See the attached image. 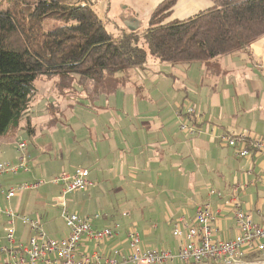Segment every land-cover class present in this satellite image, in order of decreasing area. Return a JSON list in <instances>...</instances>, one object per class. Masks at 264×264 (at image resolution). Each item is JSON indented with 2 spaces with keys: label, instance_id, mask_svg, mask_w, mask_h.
<instances>
[{
  "label": "crops",
  "instance_id": "0c3cea01",
  "mask_svg": "<svg viewBox=\"0 0 264 264\" xmlns=\"http://www.w3.org/2000/svg\"><path fill=\"white\" fill-rule=\"evenodd\" d=\"M95 1L93 8L96 11L100 8V0ZM162 1L127 0L124 9L131 13L122 19L120 29L130 31L131 28L138 31L140 18L146 19L147 26L150 14ZM211 6L209 0H178L168 21L187 19ZM100 11L98 12L102 15ZM209 65H182L184 67L179 71L185 78V85L196 87L193 98H190L186 87L179 94L172 86H160L158 77H153L156 75L153 71L150 84H145V80L133 81L135 79L132 78L135 77L132 73L130 82L119 85L114 95L100 96L90 107L93 111L84 108L96 121H90L87 117L81 119L84 133L73 135L74 141L88 144L86 147L89 150L86 149V153L92 155L89 172L95 185L93 188L99 184L118 187L121 200L125 203L131 200L134 203L138 196L137 204L133 205L130 212L116 214L117 218L100 214L102 220L94 223L97 229L120 225L119 234L99 247L100 255L108 256L113 249L126 252L125 232L129 228H135L139 232L144 248H153L154 244L160 246L161 239L156 235L167 231V225L171 226L174 220L168 218L169 214L166 212L163 214V209L156 211L153 206L156 203L159 206L166 204L167 211H177V216L173 218L186 216L189 220H193L198 205L209 203L215 215V237L222 240L234 238L238 230L231 210L224 207V200L204 192L208 185L206 183L215 181L218 183L215 192L226 197L235 183L242 185L237 193L241 209L251 215L255 224H264V157L253 155L246 158L244 163L234 164L230 161L237 158L234 152L220 142V137L224 134L264 138V36L252 43L248 52L222 56ZM165 66L163 71L167 67H174L168 64ZM184 99L193 100L197 105L195 117L183 116L185 112L180 105L187 102ZM59 100L65 101L68 112L52 114L49 111L46 113L49 115L46 125L41 126L44 131L45 127H52L46 130L50 134H56L58 129L70 130L72 133L74 124L70 123V118L72 117V121L77 118L73 112L83 106L82 101H68L63 97L58 98ZM49 105L54 110H59V105ZM181 123H187L188 127L194 126V135L181 132ZM25 126V123L20 124L19 130H26ZM42 128L39 127L43 132ZM27 134L34 136L28 131ZM34 150L36 155L26 153L27 162L39 165V156L44 153V149L35 145ZM49 161L53 163L42 161V165L37 168L53 177L76 169L56 170L54 165L57 158ZM16 162L17 159L6 163ZM241 168L242 175L235 174ZM174 187L178 188L173 190ZM194 188L197 189L194 191ZM185 189L186 192L181 194ZM0 198L3 199L2 196ZM2 222L0 220V235ZM164 244L167 245V242ZM122 246H126V249L123 250ZM172 248L170 244L166 246V250L172 251ZM84 250L91 253L95 246L93 243L85 244L80 251ZM261 257L264 261V253Z\"/></svg>",
  "mask_w": 264,
  "mask_h": 264
},
{
  "label": "trees",
  "instance_id": "16d2710c",
  "mask_svg": "<svg viewBox=\"0 0 264 264\" xmlns=\"http://www.w3.org/2000/svg\"><path fill=\"white\" fill-rule=\"evenodd\" d=\"M177 1L158 4L141 33L112 34L91 0H0V137L22 122L30 132L36 82H51L57 98L92 107L129 83L148 58L210 66L248 52L264 36V0H209L210 8L168 21Z\"/></svg>",
  "mask_w": 264,
  "mask_h": 264
},
{
  "label": "built area",
  "instance_id": "2783aa9c",
  "mask_svg": "<svg viewBox=\"0 0 264 264\" xmlns=\"http://www.w3.org/2000/svg\"><path fill=\"white\" fill-rule=\"evenodd\" d=\"M183 116L195 117V110L189 107ZM186 124L181 123L179 130L189 136L194 135L196 128ZM220 142L236 157L264 155V138L259 136L224 134ZM16 151L19 153L16 163H0V176H15L19 171H28L25 142H18ZM49 182L59 188L54 202L67 234L58 239L51 238L38 218L20 215L8 205L0 206V220L3 221L0 264H255L247 262L249 257L264 253V224H255L251 215L241 209L237 195L243 187L240 184H234L227 197L214 191L210 193V196L224 200V207L231 210L238 230L234 238L222 240L215 237V215L210 204L205 203L196 207L193 220L180 216L171 223V233L177 242L176 255L165 249L144 248L139 232L129 228L125 232L127 251L113 249L104 256L98 253L99 247L119 234L120 225L97 229L94 223L102 220L100 214L79 216L67 208L66 197L69 194L88 191L95 186L88 170L76 168L71 173L61 172ZM46 184L47 181L41 179L6 189L0 187V196L9 203L17 194L37 190ZM17 223L27 230L26 237L17 239ZM88 243H93L95 250L91 253L80 251Z\"/></svg>",
  "mask_w": 264,
  "mask_h": 264
},
{
  "label": "rangeland",
  "instance_id": "374dc122",
  "mask_svg": "<svg viewBox=\"0 0 264 264\" xmlns=\"http://www.w3.org/2000/svg\"><path fill=\"white\" fill-rule=\"evenodd\" d=\"M68 1L75 2L77 0ZM93 1L94 3H96L95 0ZM99 3L100 8L96 9V12L99 14L98 11L101 10L100 13L102 15H99L101 18L103 17L102 19L103 21H105V30L109 33L117 34L121 28L120 26H122V19L130 16L131 13L129 10L124 9L127 6V0H100ZM2 8H6L5 1L2 3ZM145 20L146 19L140 18V27L138 29L139 33H141L146 27ZM165 67V64H159L151 58H148L147 63L144 65V68H137L132 71L133 76L135 77L132 78V80L135 79L133 80L135 82H143L145 80V84H150V75L154 71L156 75H153V77H155V79L158 77V82L160 86H165L166 84L172 86L173 89H175V91L179 94L180 92H182V88L186 87L190 98H193L194 92H196L197 90L196 87H190V85H185V78L183 77L182 72L179 74V71L182 69L181 67L184 66L176 64L173 68L167 67V70L163 71ZM35 85L38 89V94L31 102V109L29 112L32 123L29 129L34 136H30L29 134H27L26 130L23 131L21 129L22 131H11V133L7 134V136L4 135L0 137V163H6L9 162V160H14L15 162V160L18 159L19 153L16 151V144L18 142H26L27 151L25 152V155L26 153L28 155H36V151L34 150L35 145L42 146L44 149V153L40 154L39 156V165L34 162L31 164H29L30 162H27L28 173L24 174L22 172H19L15 176L7 174L0 176V185L4 189H6L11 186H16L22 183H30L34 180L41 179L47 181V184L37 190L19 193L16 197L9 201V203H5L4 200L0 198V206L5 207L6 205H8L14 212L20 215H27L32 218H38L41 221V224L46 234L49 235L51 238L58 239L59 236L62 237L63 235L67 234L65 225L60 217V211L56 207V204L54 202V199L59 195V188L49 182L53 178V175L50 176L45 173H42L41 169H38L37 166L42 165V161L53 163V161L49 160L57 158L55 164L58 167L54 165L55 169L60 168L62 170V168H64L66 171H71L74 168H84L87 170H89V168L91 169L90 159L92 155L86 153V149L89 150V148L86 147L88 146L87 142L74 141L73 134L84 133L82 132L83 125L81 124V119H86L87 117L90 121H96V118L86 113L87 111L85 109L93 111V109L89 107L90 104L87 105V108H85L84 106H79L75 110V112H73V114L77 118L73 121L72 117L70 118V123L72 122V124H74V132L70 133V130L61 131L58 129L56 134H50V132L46 130L51 129L52 127H45L44 131V127L42 128L41 125H44L47 122V119H49V115L46 113L51 111L52 114H55L61 111V114H66L68 111L67 108H65V101H58L56 89H53V84L51 82H36ZM186 97L188 98V96ZM184 100H186L187 102L182 103L180 105V108L183 110V112H185L189 107L193 108L194 110L195 108L197 109V105L192 102L193 100ZM50 103H53L54 105H59V110H54L52 106L49 105ZM93 114L95 115L96 113L93 112ZM23 124L24 122L21 123V125ZM100 126L102 127L101 123ZM39 127L42 128L43 132L39 129ZM24 129H26V126L24 127ZM53 150L56 151L54 152ZM259 156L264 157V155ZM245 160L246 158L237 157L236 159L233 158L230 161H232V163L234 164L239 165V163L241 162L244 163ZM242 170L243 169L241 168L239 171L235 172V174L242 175ZM206 184L208 185H206V187L204 188V192H206L207 194H210L212 191H217V181ZM176 188L178 187H174L173 190H175ZM196 189L197 188H194L193 190L195 191ZM190 191L192 192V190ZM184 192H186V189L181 191L180 193L184 194ZM124 196L126 198H129L127 194H124ZM137 197L138 196H136V201L134 203L132 202V200L129 203H125V201L121 200L122 195L121 193H119L118 187H109L108 185L99 184L97 187L89 191L86 190L83 192H75L69 194L66 197V201L69 212L77 213L79 216H86L92 214L94 215V213H99L101 215H108L109 217L117 218V215L121 212H130L132 210L133 205L135 206V204H137ZM153 206L156 211L159 209H163V214H165L166 212V214H169L168 218L176 220L175 218H173V216H177V211H167L166 204L159 206L158 203H156ZM143 214L145 215L146 212H143ZM16 227L17 239H19L21 236L26 237L27 230L23 229V227H21L19 223L16 224ZM167 229L168 230L163 232L162 234L159 232V234L156 235L157 238H160L162 241L160 240V246L158 244H154L153 248L155 246L156 249L160 248L163 250L164 248L166 250V246L170 244L173 246L171 252L176 255L177 242L172 236L171 226L167 225ZM164 242H167V245L164 244ZM121 248L125 250L126 246H122ZM261 256L262 255H252L249 257L247 262L255 264H264V261H262Z\"/></svg>",
  "mask_w": 264,
  "mask_h": 264
},
{
  "label": "water",
  "instance_id": "95a60500",
  "mask_svg": "<svg viewBox=\"0 0 264 264\" xmlns=\"http://www.w3.org/2000/svg\"><path fill=\"white\" fill-rule=\"evenodd\" d=\"M130 29V31H134V29H131V28H129Z\"/></svg>",
  "mask_w": 264,
  "mask_h": 264
}]
</instances>
